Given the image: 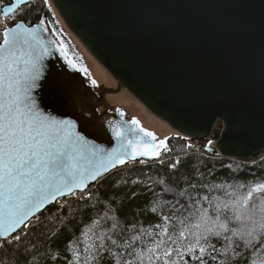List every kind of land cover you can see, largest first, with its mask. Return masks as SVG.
Listing matches in <instances>:
<instances>
[{"label":"water","instance_id":"95a60500","mask_svg":"<svg viewBox=\"0 0 264 264\" xmlns=\"http://www.w3.org/2000/svg\"><path fill=\"white\" fill-rule=\"evenodd\" d=\"M51 1L119 86L95 93L53 48L34 93L46 113L76 120L78 131L110 149L117 141L98 110L109 109L107 93L125 88L186 139L208 140L222 123L212 151L224 158L264 152V0Z\"/></svg>","mask_w":264,"mask_h":264},{"label":"snow or ice","instance_id":"6c2138e0","mask_svg":"<svg viewBox=\"0 0 264 264\" xmlns=\"http://www.w3.org/2000/svg\"><path fill=\"white\" fill-rule=\"evenodd\" d=\"M31 3L14 0L0 13V24L10 17V25L0 31V251L23 245L30 234L46 227L42 217L50 205L57 207L48 221L59 220L65 199L83 200L78 193L90 197V185L118 166L143 162L144 158L160 159L172 151L168 140L175 139L158 140L136 118L108 121L117 144L106 149L78 131L76 120L46 113L34 93L46 77L45 61L52 49L59 50L76 70L85 75L88 71L69 58L62 40L44 38L41 33L49 29L43 20L29 26L26 20L18 19V8ZM43 4L51 11L49 0ZM92 85L97 86V82L92 80ZM212 145L209 140L208 151L213 150ZM179 164L177 158L170 167L176 169ZM227 195L228 200L204 196L188 216H163L164 223L155 226L159 232L141 230L123 244L106 232L93 233L82 250L72 249L67 264H102L105 259L112 264H233L237 259L244 264H264V182L244 192L235 188ZM111 219V231L116 233L119 222L115 216ZM173 219L178 224L172 223ZM145 235L150 238L148 244L142 239ZM213 240L223 241V247L217 249Z\"/></svg>","mask_w":264,"mask_h":264},{"label":"trees","instance_id":"16d2710c","mask_svg":"<svg viewBox=\"0 0 264 264\" xmlns=\"http://www.w3.org/2000/svg\"><path fill=\"white\" fill-rule=\"evenodd\" d=\"M40 7L44 8L42 15ZM35 14V11L32 12L33 17ZM44 18H47L52 30H57L54 31L56 40H62L68 53L75 55L69 34L54 16L52 9L49 11L43 0H39L38 16L31 19V24ZM221 132L222 125L219 123L210 139L203 143L173 136L175 139L168 140L172 151L162 155L159 161L123 165L91 188L90 197L66 204L60 210L61 215L57 221H48L57 206L48 207L42 217L46 227L30 234L23 245L0 251V264H25V261L29 264H67L72 257V249L82 250L93 233L100 235L106 232L117 239L119 244H123L131 236L140 235L141 230L159 232L160 229L155 226L164 223L163 216H188L194 211L196 201H202L204 196L228 200L230 196L227 193L233 189L240 188L244 192L247 187L264 182V152L249 161H239L207 150L208 141H217ZM189 144L193 147L187 148ZM177 158L180 164L172 169L170 165ZM180 192H184V195H180ZM157 205V211L152 212L151 208ZM204 206L207 207L206 202ZM113 216L119 222L116 233L111 231ZM172 223L178 224L176 219ZM142 239L146 244L151 242L146 235ZM212 243L217 249L224 245L223 241L213 240ZM136 246H141L139 241ZM113 251L123 252V249L114 248ZM104 255L108 257L109 254ZM220 258L223 259L222 256ZM102 264L112 262L105 259ZM209 264L212 262L209 261ZM233 264L244 262L237 259Z\"/></svg>","mask_w":264,"mask_h":264},{"label":"rangeland","instance_id":"374dc122","mask_svg":"<svg viewBox=\"0 0 264 264\" xmlns=\"http://www.w3.org/2000/svg\"><path fill=\"white\" fill-rule=\"evenodd\" d=\"M49 2L51 3V6H52L51 9H52V12L54 13V16L58 19L59 23L62 25V27L69 34V37H70V39L73 42L75 55L72 56V55H70L68 53L69 54V58L74 59L76 65L78 64L79 67H86L87 68L89 80H90L91 83H92V80H95L97 82V86H95L93 88L95 90H98V88L100 86L104 85V83L106 84V82L108 81V79L103 74L102 65H99L97 60H95L93 58V56L88 53V51L84 48V46L81 44V42L72 34V32L68 29V27L62 21V19L59 16V14L55 11L54 5L51 2V0H49ZM43 21L45 22V26L49 29V31H48L49 34L52 36V38L54 40H56L57 38L54 35L55 32L51 29V26H50L49 21L47 20V18H44ZM96 66H98V67H96ZM129 94L134 99L131 100L130 102L129 101L128 102H122L120 105L112 104V106H109L110 113L112 111H115V112H118V113L123 111L125 113V115H124L125 117H128L131 120L133 118H136L137 120L140 121L141 125L145 129L155 133L157 138H158V140H164V139H162V137L166 135L165 134L166 131L164 129L163 124H161L162 120L159 117H157L155 114H153L144 104H142L140 101H138L131 93H129ZM105 119L107 120V118H105ZM220 124L222 125V123H220ZM222 127H223V125H222ZM199 141H202V143H203L206 140H199ZM213 145H215V144H213ZM213 145H212V147H213ZM77 195L86 197L84 195V193H78ZM75 200H77V199L76 198H72V200H70V201H63V202L66 205V204H70V203L74 202Z\"/></svg>","mask_w":264,"mask_h":264},{"label":"flooded vegetation","instance_id":"af4514ba","mask_svg":"<svg viewBox=\"0 0 264 264\" xmlns=\"http://www.w3.org/2000/svg\"><path fill=\"white\" fill-rule=\"evenodd\" d=\"M12 2H14V0H0V13H2L3 7L8 6ZM38 4H39V0H32L31 5H21L18 8V10H17V12L15 14L18 17V19L26 20V22L29 24V26H33L31 24V19H33V18L38 16ZM43 9L44 8L40 7V14L41 15H42ZM34 11H35L36 14L33 17L32 16V12H34ZM22 17H24V18H22ZM41 20H39L37 23H39ZM9 25H10V17L8 19H5L4 22L2 24H0V31H2L5 26H9ZM0 39H2V37H0ZM77 67H79L78 64H77ZM82 74L85 77L87 84L90 85L93 88L94 86L90 82L89 76L85 75V73H83V72H82ZM93 90H94L95 93L98 94V90H95L94 88H93ZM98 112L101 113V114L103 113V121H107V122L108 121H120V120L131 121L130 118L125 117V116L122 117L120 115V113H118V112L112 111L110 113L109 109L106 110V111H104V109H102V110L99 109ZM105 118H107V120ZM143 161H147V160L144 159ZM130 163H134V162H130Z\"/></svg>","mask_w":264,"mask_h":264},{"label":"bare ground","instance_id":"6f19581e","mask_svg":"<svg viewBox=\"0 0 264 264\" xmlns=\"http://www.w3.org/2000/svg\"><path fill=\"white\" fill-rule=\"evenodd\" d=\"M52 2V1H51ZM55 8V7H54ZM56 11V9H55ZM57 12V11H56ZM58 13V12H57ZM62 19V18H61ZM63 21V19H62ZM64 22V21H63ZM65 23V22H64ZM66 25V24H65ZM67 26V25H66ZM69 29V28H68ZM73 34V33H72ZM74 35V34H73ZM75 36V35H74ZM76 37V36H75ZM77 38V37H76ZM78 39V38H77ZM79 40V39H78ZM80 41V40H79ZM81 42V41H80ZM81 44L84 46V48L87 50V48L85 47V45L81 42ZM88 51V50H87ZM89 53V51H88ZM90 54V53H89ZM94 58V57H93ZM95 59V58H94ZM96 60V59H95ZM98 62V61H97ZM99 63V62H98ZM99 65H101L99 63ZM98 65V66H99ZM96 66V67H98ZM100 68V67H99ZM103 69V70H102ZM102 71L104 76L108 79V81L106 82V84L104 83V86L107 88H113L116 89L119 86L118 81L115 79V77L105 68L102 66ZM101 72V71H100ZM100 77V76H99ZM134 98L123 88L122 91L120 93H107L106 97H105V102L108 106H112V104L115 105H120L122 102H130L131 100H133ZM136 100V99H135ZM139 101V100H138ZM159 119V118H158ZM160 120V119H159ZM158 120V121H159ZM161 124H163L165 131V136L162 137V139H165L166 137H172V136H177L179 135V133L172 128L171 126H169L167 123H165L163 120L161 122ZM160 133V132H159ZM214 144V143H213ZM213 148L216 149V145H213Z\"/></svg>","mask_w":264,"mask_h":264},{"label":"built area","instance_id":"2783aa9c","mask_svg":"<svg viewBox=\"0 0 264 264\" xmlns=\"http://www.w3.org/2000/svg\"><path fill=\"white\" fill-rule=\"evenodd\" d=\"M70 200H72V198L71 199H65L64 201H70Z\"/></svg>","mask_w":264,"mask_h":264}]
</instances>
